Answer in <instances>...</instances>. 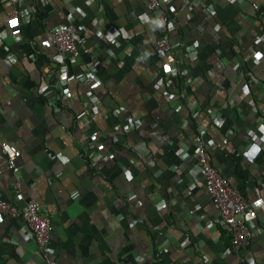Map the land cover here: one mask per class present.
I'll list each match as a JSON object with an SVG mask.
<instances>
[{"label":"crops","instance_id":"0c3cea01","mask_svg":"<svg viewBox=\"0 0 264 264\" xmlns=\"http://www.w3.org/2000/svg\"><path fill=\"white\" fill-rule=\"evenodd\" d=\"M203 2L163 0L180 71L160 87L145 0H24L14 24L0 0V141L19 150L10 168L0 149V197L41 202L59 264H264V0ZM68 10L88 48L72 57L47 39ZM199 136L256 209L237 248L200 183ZM0 264H46L17 215L0 214Z\"/></svg>","mask_w":264,"mask_h":264},{"label":"built area","instance_id":"2783aa9c","mask_svg":"<svg viewBox=\"0 0 264 264\" xmlns=\"http://www.w3.org/2000/svg\"><path fill=\"white\" fill-rule=\"evenodd\" d=\"M7 1L11 4L8 14L11 21L17 23L19 20H26L29 17L30 12L22 9L24 0ZM32 1L34 5L30 9L35 11V8L39 4H44L48 0ZM201 1L203 2V0ZM145 3L159 31L154 42L155 49L167 64L173 63L174 57L171 53V44L168 38L169 19L166 14V9L163 6V0H145ZM158 21H162V24L158 23ZM85 34V32H80L75 26L72 12L68 10L65 12L64 21L50 28L47 39L54 45L56 54L61 56L66 53L72 57L78 55L81 51L86 52L88 50L84 45ZM4 35L5 33L3 30H0V37ZM179 71L180 68L177 65L170 64L166 70H164V76L160 78L158 85L163 87L171 77L177 76ZM66 74V69L62 68L58 76L59 79L65 78ZM96 75L93 69L87 76V79L96 81ZM49 87H51L49 83L44 85V89H49ZM62 90H64V87ZM238 98L241 100L244 99L246 102H251L254 111H256L253 100L248 97L245 92L240 91ZM233 101L234 99L232 98L227 102L233 103ZM248 119L251 120L252 117L249 116ZM230 133V130L224 132L222 134V139L229 138ZM206 145V140L199 136L195 141L193 150L201 174L200 183L217 207L218 211H216L215 222L224 226L229 232V248H237L248 243L250 238L257 231L252 225L256 209L249 204L244 195L241 194L236 187H233L229 179L211 162ZM0 149L4 152L7 166L10 168L14 167L15 158L19 155L18 148L13 143L0 141ZM94 156L93 154L91 158ZM17 184L18 180H15L14 186ZM41 206V202L36 198H30L22 206H18L0 197V214L19 216L25 224V238L35 243V249L39 252L43 261H45L46 264H59L47 254L46 243L50 219L41 211ZM246 264L257 263L246 262Z\"/></svg>","mask_w":264,"mask_h":264},{"label":"trees","instance_id":"16d2710c","mask_svg":"<svg viewBox=\"0 0 264 264\" xmlns=\"http://www.w3.org/2000/svg\"><path fill=\"white\" fill-rule=\"evenodd\" d=\"M162 76H164V71L162 72ZM238 189V188H237ZM240 192H241V190L240 189H238Z\"/></svg>","mask_w":264,"mask_h":264},{"label":"clouds","instance_id":"9594fccd","mask_svg":"<svg viewBox=\"0 0 264 264\" xmlns=\"http://www.w3.org/2000/svg\"><path fill=\"white\" fill-rule=\"evenodd\" d=\"M158 23L162 24V21H158ZM257 58H259V56Z\"/></svg>","mask_w":264,"mask_h":264},{"label":"snow or ice","instance_id":"6c2138e0","mask_svg":"<svg viewBox=\"0 0 264 264\" xmlns=\"http://www.w3.org/2000/svg\"><path fill=\"white\" fill-rule=\"evenodd\" d=\"M12 23L14 24V23H15V21H12Z\"/></svg>","mask_w":264,"mask_h":264}]
</instances>
